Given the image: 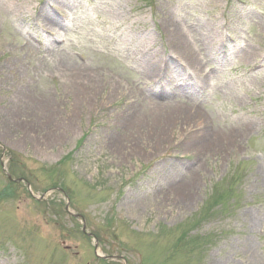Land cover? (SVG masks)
I'll return each instance as SVG.
<instances>
[{
  "label": "rangeland",
  "instance_id": "374dc122",
  "mask_svg": "<svg viewBox=\"0 0 264 264\" xmlns=\"http://www.w3.org/2000/svg\"><path fill=\"white\" fill-rule=\"evenodd\" d=\"M0 264H264V0H0Z\"/></svg>",
  "mask_w": 264,
  "mask_h": 264
},
{
  "label": "bare ground",
  "instance_id": "6f19581e",
  "mask_svg": "<svg viewBox=\"0 0 264 264\" xmlns=\"http://www.w3.org/2000/svg\"><path fill=\"white\" fill-rule=\"evenodd\" d=\"M165 30H166L168 39L172 43V48H173V51L176 53V55H180L182 60L184 59V61L187 64H189L194 69L198 70L199 64L197 62V59L195 55L193 54V52L191 51V49L183 42L182 32L178 24L175 22H172L169 18L165 17ZM149 62L146 63L147 65H146V70H145L146 74H148L147 76H149L152 79L153 78L158 79L159 77L164 76V77H161V82H166L165 81L166 79L167 82H169L170 84H173V81L169 79L168 75L166 74L167 70L164 69L163 71L162 64L155 65L154 63L152 62L149 63ZM161 93L168 94L164 90H161ZM161 93L158 95H162ZM188 105L189 104H185V105L181 104V102H171V103H166L165 105H160L161 107L158 108V110H161L162 108H165L167 110L164 116L160 115L161 116L160 119H157L158 122L161 123L160 124L161 127L159 128L160 131L158 130L159 132L157 133L159 137V141H156L157 142L156 144L160 146V148L164 144V142L167 140L168 135L170 133H174L178 131L185 124H194V123L197 124L199 122V116L197 115V112H196L197 106L196 105L188 106ZM196 124L193 125L194 128ZM141 128L143 129L142 126ZM150 130L151 132L146 131L147 133L146 145H149L152 143L153 133L156 132L154 129H150ZM129 131H130L129 133L130 136H132V130H129ZM123 140L124 138L120 139L118 142H113V144L111 145V147H113L116 151L120 152V154L122 153V155L134 153L140 147V144H134L132 148L127 149L126 147H124ZM192 140H194L193 135L190 136L189 141L187 140L188 143L186 142L185 144L186 149L189 147L188 144L190 145V141ZM206 147L209 149V152L211 151V153L214 151L216 152L219 150H222V151L224 150V148L221 147V145L217 142H209Z\"/></svg>",
  "mask_w": 264,
  "mask_h": 264
}]
</instances>
